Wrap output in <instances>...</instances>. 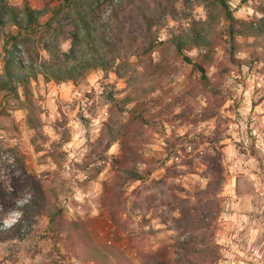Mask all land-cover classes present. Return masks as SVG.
<instances>
[{
	"label": "rangeland",
	"instance_id": "1",
	"mask_svg": "<svg viewBox=\"0 0 264 264\" xmlns=\"http://www.w3.org/2000/svg\"><path fill=\"white\" fill-rule=\"evenodd\" d=\"M227 2L241 22L264 18V0ZM7 4L18 22L26 5L42 24L56 19L27 47L11 40L20 30L10 14L0 23V82L16 54L34 107L21 86L0 93V264H100L92 253L107 250L130 264H264V47L238 37L234 50L214 0ZM84 57L111 67L63 81L42 75H63ZM136 171L144 179L133 180ZM29 175L42 211L79 223L83 241L27 208Z\"/></svg>",
	"mask_w": 264,
	"mask_h": 264
},
{
	"label": "trees",
	"instance_id": "2",
	"mask_svg": "<svg viewBox=\"0 0 264 264\" xmlns=\"http://www.w3.org/2000/svg\"><path fill=\"white\" fill-rule=\"evenodd\" d=\"M210 1V0H206ZM252 0H240L241 3H248ZM74 3V0H66V5L69 7L71 4ZM214 4L218 5L220 8L223 9V11L226 14L227 21L230 22L229 26V36L232 42V45L234 46V50L238 46L237 38L238 37H244L248 39H254L253 48L258 49L261 47H264V18L261 20H252L251 22H241L234 18L233 14L229 11L228 2L227 0H214ZM264 12V8L262 10ZM9 14L13 17V23L14 25L19 27V32L17 35L11 36V40L15 41L14 44H23L25 47L29 46V44L34 41L33 37L37 34H41L43 32V35L48 34L53 29V24L55 22V16L51 17L46 21L44 24L39 22L37 16L40 15L39 12L32 10L31 7L27 6L25 7V14L26 19L24 22H18V14L17 9L15 7L7 5H0V23L4 24V20L9 16ZM81 18L84 27L87 26V23L85 21V18H83L82 15L78 14ZM58 30V28H56ZM80 45V37L79 33L76 34L74 37L73 46L71 48V51L69 54H65L68 57H71L76 54L77 48ZM196 46L197 48H201L202 46ZM208 47V46H207ZM45 49H49L48 45H45ZM181 48L179 49L180 52ZM185 61L188 63H191L192 60L190 58L184 57ZM18 60V61H17ZM260 61V56L258 54H255V58L252 60L251 63H256ZM236 63H240L239 61H236ZM111 66H108L104 63L103 58H82L80 63L78 65L72 66L68 68L63 75H52L48 73H42V75L47 79V81H63L64 78L69 77L70 79L75 78L73 75L77 71H82L81 73H84L88 70L92 69H106L110 68ZM198 71L201 74V79L204 81L205 85H210V79L207 76L206 70L203 65L199 64L195 66ZM31 68V67H30ZM29 67L24 66L22 62L19 61V57L16 56V54L9 53L8 59L5 62L4 66V72H3V80L0 82V93L4 91H13L16 88V86H21L24 90V96L27 101L26 109L34 114V107L31 103V74L28 72ZM34 79H37V74L32 73ZM81 75V74H79ZM142 123L147 122L146 119L143 117L141 118ZM28 123L31 128H36L37 123L33 120V118L30 116L28 118ZM221 158V156H220ZM218 168H217V174L221 176L223 173V165L220 160L216 162ZM30 182H31V189L33 193V200L27 208L33 207L34 209H37V212L39 213H45L46 217L49 221V229L56 232V233H70L72 232V237L76 241H83L82 239H85L84 235V228L80 226L79 223L76 222H68L64 219L62 211L57 209L56 212H54L52 209L47 208L45 211H42V200H43V191L41 192L38 184L36 183V178L34 176L29 175ZM132 179L139 181L141 179H144L142 176H140L139 172H134L132 175ZM220 177L216 176V180H219ZM27 212V210H26ZM66 226H69V228L66 230ZM73 229V230H72ZM97 254V257L95 256ZM163 254L159 255L162 256ZM93 261L95 263L100 264H130L126 258L118 252H113L107 250V252L99 251V252H93ZM159 259V258H158Z\"/></svg>",
	"mask_w": 264,
	"mask_h": 264
},
{
	"label": "built area",
	"instance_id": "3",
	"mask_svg": "<svg viewBox=\"0 0 264 264\" xmlns=\"http://www.w3.org/2000/svg\"><path fill=\"white\" fill-rule=\"evenodd\" d=\"M240 87H242V86H240Z\"/></svg>",
	"mask_w": 264,
	"mask_h": 264
}]
</instances>
